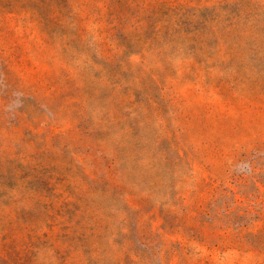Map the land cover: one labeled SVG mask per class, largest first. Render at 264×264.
Here are the masks:
<instances>
[{"label": "rangeland", "instance_id": "374dc122", "mask_svg": "<svg viewBox=\"0 0 264 264\" xmlns=\"http://www.w3.org/2000/svg\"><path fill=\"white\" fill-rule=\"evenodd\" d=\"M0 264H264V0H0Z\"/></svg>", "mask_w": 264, "mask_h": 264}]
</instances>
